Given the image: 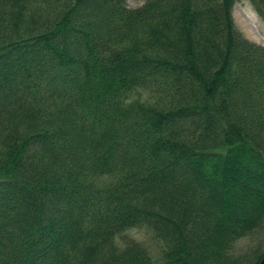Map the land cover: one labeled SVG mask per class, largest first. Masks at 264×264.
<instances>
[{"label": "trees", "instance_id": "1", "mask_svg": "<svg viewBox=\"0 0 264 264\" xmlns=\"http://www.w3.org/2000/svg\"><path fill=\"white\" fill-rule=\"evenodd\" d=\"M237 1L0 0V264H157L136 227L158 264L260 262L264 46Z\"/></svg>", "mask_w": 264, "mask_h": 264}, {"label": "rangeland", "instance_id": "2", "mask_svg": "<svg viewBox=\"0 0 264 264\" xmlns=\"http://www.w3.org/2000/svg\"><path fill=\"white\" fill-rule=\"evenodd\" d=\"M147 0H128V6L132 8L142 6ZM233 17L239 30L250 40L264 46V21L255 12L249 0H238L233 8ZM139 95L145 97V91H139ZM127 236L140 242L149 252L153 262L160 263L163 257L162 242L147 227H136L126 232ZM119 241V240H118ZM256 242L251 239H242L235 245L236 255H251ZM252 250V251H251Z\"/></svg>", "mask_w": 264, "mask_h": 264}, {"label": "water", "instance_id": "3", "mask_svg": "<svg viewBox=\"0 0 264 264\" xmlns=\"http://www.w3.org/2000/svg\"><path fill=\"white\" fill-rule=\"evenodd\" d=\"M258 264H264V255L263 257L261 258L260 262Z\"/></svg>", "mask_w": 264, "mask_h": 264}]
</instances>
